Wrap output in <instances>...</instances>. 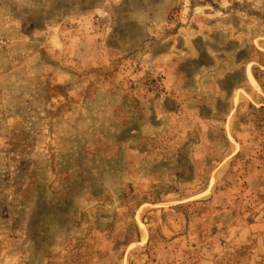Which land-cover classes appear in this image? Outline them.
<instances>
[{
  "label": "rangeland",
  "instance_id": "rangeland-1",
  "mask_svg": "<svg viewBox=\"0 0 264 264\" xmlns=\"http://www.w3.org/2000/svg\"><path fill=\"white\" fill-rule=\"evenodd\" d=\"M0 264H264V0H0Z\"/></svg>",
  "mask_w": 264,
  "mask_h": 264
},
{
  "label": "bare ground",
  "instance_id": "bare-ground-1",
  "mask_svg": "<svg viewBox=\"0 0 264 264\" xmlns=\"http://www.w3.org/2000/svg\"><path fill=\"white\" fill-rule=\"evenodd\" d=\"M248 76H249V79H250L252 82L255 83V80H254L253 76H252L250 73L248 74Z\"/></svg>",
  "mask_w": 264,
  "mask_h": 264
}]
</instances>
